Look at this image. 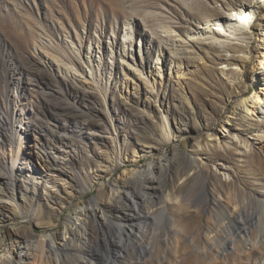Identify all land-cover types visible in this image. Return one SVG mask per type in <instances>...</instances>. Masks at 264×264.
Returning <instances> with one entry per match:
<instances>
[{
  "label": "bare ground",
  "instance_id": "1",
  "mask_svg": "<svg viewBox=\"0 0 264 264\" xmlns=\"http://www.w3.org/2000/svg\"><path fill=\"white\" fill-rule=\"evenodd\" d=\"M222 1L226 12L213 7L209 0H201L196 2L197 6L189 5L187 8L200 21L211 19L217 25L225 26V31L232 33L234 38L223 34L218 27L213 28V33L217 37H227L230 41L207 42L202 38L189 41L186 44L188 53L195 48L209 54L211 64L201 68L203 70L196 75L188 62L189 65L185 63L179 66L178 76L167 77L166 82L175 88L177 94L179 119L185 124L177 122L171 116L155 128L150 139L139 138L135 142L125 139L123 143L121 130L114 123V118L109 122H104L101 118L100 121L94 119L83 123L75 115H68L63 107H58L53 112L38 107L35 116L29 117L32 120L24 124L26 117L18 120L20 110L17 104L12 106L10 101L0 103V109L9 115L14 124L10 135L7 132L0 133V247L5 241L2 230L6 225L11 226L8 230L11 244L0 253V264H70L58 253L60 248L65 244L75 245L76 229L80 224H85L90 215L100 214L106 217L107 210L116 206V199L122 195L120 188L123 189L124 185L134 181L143 185L142 195L145 198L142 201L147 205L145 215L148 218L168 211L178 222L179 228L175 229L177 235L174 240L169 232L162 233L156 229L148 232L145 238L143 230H136L135 236H141L138 241L142 245L145 243L152 248L176 250L177 255L160 260L162 264L174 260L179 264H191L195 261L191 252L194 244L201 245L212 253L208 257V264H244L245 251L264 250V241L260 240L257 233L253 232L254 236L250 238L251 229L246 226L236 227L237 220L252 219L255 216L256 206L264 209V191L257 188L262 186L252 180L236 175L235 164H232L233 154L236 153L231 150L229 142L232 136L230 133L235 132L233 139L237 144L241 140L247 147L251 146L253 153L249 162L256 177L263 180L264 155L256 149L257 143L246 138L242 130H234L232 122L235 118L243 120L246 116L257 115L259 118L260 112L263 113L260 107H264V92L257 90L252 96H248L245 80L250 75L249 64L254 52L253 35L246 26L251 27L256 21L264 26V0ZM164 47L169 49L167 45ZM228 51L232 55L225 53ZM255 58H259L263 65L264 51L255 55ZM218 62L239 65L242 73L231 70L227 74L230 79L224 81L217 75ZM34 64L37 68L41 65L46 67L36 59ZM32 74L38 76L40 73L35 70ZM72 75L76 77V74ZM47 77L48 75L43 76L44 79ZM163 81L164 79L158 92L148 83L145 88L146 98L137 99L133 105L132 111L141 120H146L144 112L155 109L152 97H161L162 106L164 105L166 95L161 91ZM64 82H68L67 79ZM137 86L133 80H126V90L133 88L136 91ZM77 88V93H81L83 98L90 96L85 87ZM14 94L16 100L21 97L18 85ZM128 95L129 98H134L135 93L129 90ZM165 109L171 114L168 108ZM185 110L201 126L195 134L183 116ZM56 119L60 123L54 129L50 126V121ZM17 123L21 125L19 128L15 127ZM259 125L264 126V120L258 122ZM71 130L77 134L84 133L94 140V143L90 140L85 143L86 152L93 153L92 158L89 155L86 160L74 158L75 151L82 147L79 142L77 144L78 140L71 141L66 136ZM103 133H109L110 138L103 136ZM183 136H192L196 144L190 149L184 148L176 142L178 137ZM147 143L150 145L146 146ZM94 144H100L104 150H96ZM170 145L173 146L174 159H166L159 167V160L152 159L151 156H156L159 151L165 156ZM144 156L149 157L146 164H137L133 169L124 168L123 175L119 179H113L114 183L108 188L104 175L112 174L126 163H138ZM173 167L176 168L175 173L168 174L169 168ZM156 168L169 178L166 188L156 176ZM6 169L8 172L4 173ZM2 172L7 175V185L2 182L5 177ZM197 185L208 188L209 196L205 197L198 191L197 196L186 197V191ZM261 185L264 187V182ZM95 187L99 188L98 195L92 199V204L85 203L84 194ZM126 191L130 192L128 188ZM153 192L163 194L164 200L152 201L150 194ZM76 197H80L82 201L70 207V214L61 226L59 235L36 232L34 228L43 224L41 221L45 209L52 218H60L65 207L70 206ZM138 202L135 200L133 206L138 208ZM205 211L208 213L204 219ZM125 227L122 223L121 244L124 241L122 231ZM26 246H33L34 249ZM77 248L83 258L76 264L97 262L94 258L86 259L85 248ZM133 250L136 251V248ZM130 253L132 255L135 252L131 250ZM105 257L104 264L110 260V253H106Z\"/></svg>",
  "mask_w": 264,
  "mask_h": 264
},
{
  "label": "rangeland",
  "instance_id": "2",
  "mask_svg": "<svg viewBox=\"0 0 264 264\" xmlns=\"http://www.w3.org/2000/svg\"><path fill=\"white\" fill-rule=\"evenodd\" d=\"M209 1L213 7L226 12L222 0ZM196 2L201 0H0V103L10 101L12 106L17 104L20 110L18 120L26 117L24 124L32 120L29 117L35 116L38 107L48 112L63 107L68 115H75L78 121L81 120L80 122L83 123L94 119L100 121L101 118L104 122H109L114 118V123L121 130L123 143L125 139L133 142L139 138L150 139L154 135L155 128L163 120H169L171 116L177 122L185 124L179 119L177 94L175 88L166 82L167 77L172 75L175 78L179 66L185 63L189 65L188 62L196 75L203 70L201 68L211 64L209 54L195 48L193 52L188 53L186 44L189 41L200 38L207 42L230 41L227 37H217L213 33V28L218 27L222 29L223 34L234 38L232 33L225 31V26L217 25L215 20L200 21L191 15L187 8L189 5L197 6ZM252 25L246 26L253 35L254 45L252 54L254 57L252 56L249 64L250 75L248 80H245L248 96H252L257 90L264 92V64L262 65L259 58H255V55L264 51V26L259 21ZM164 45L169 49H165ZM225 53L232 55L229 51ZM35 59L46 67L34 66ZM216 67L217 75L224 81L230 79L227 74L231 70L242 73V67L239 65L218 62ZM35 70L40 73L38 76H33L32 72ZM72 73L76 74V77ZM44 75H48L47 79L43 78ZM127 78L138 84L136 91L133 88L129 89L135 93L134 98L131 96L129 98V90L125 88ZM64 79L68 82H64ZM163 79L161 91L166 95L164 105L162 106L161 97L158 99L152 97L151 101L155 109L144 112L146 120H141L132 111L133 105L137 99L146 98L145 88L148 83L151 88H155V92H158ZM17 85L21 97L16 100L14 89ZM77 86L79 89L85 87L90 92V96L83 98L81 93H77L79 91ZM165 108H168L171 114ZM260 110L263 113L260 112L259 118L257 115V117L246 116L243 120L235 118L232 123L234 130H242L246 138L257 143L256 149L264 155V126H258V122L264 120V107H260ZM187 113L188 111L185 110L183 116L195 134L201 126ZM0 121V133L7 132L10 135L14 124L3 109H0ZM58 123L60 122L57 119L51 120L50 126L57 129ZM20 126V123L15 124L16 128ZM234 133H230L232 136L229 142L231 150L236 153L232 158L236 175L252 180L258 186H262L257 188L264 191L261 185L264 182V175L263 180H259L249 162L253 153L251 146L247 147L241 140L237 144L233 139ZM102 135L110 136L109 133ZM66 136L71 141L78 140L77 144L80 143L82 147L75 151L74 158L86 160L87 155L93 157V153H88L85 149L86 141L90 140L94 143L92 138L72 130ZM191 137H178L176 142L190 149L196 144ZM149 145L150 143L146 144ZM93 146L98 151L104 150L100 144ZM173 155V146L170 145L165 156L159 151L151 158L159 160L160 167L166 159L173 160ZM148 161L149 157L144 156L138 163H126L112 174L104 175L106 185L110 188L114 183L113 179H119L123 175L124 168L133 169L137 164L144 165ZM169 170L168 174L172 175L176 168ZM3 172L8 171L6 169ZM4 173L2 182L7 185V175ZM231 174L233 175V172ZM156 176L162 180L166 188L169 178L161 173L159 168H156ZM132 183L124 185V188L126 186L124 190L120 188L122 195L116 199V206L107 210L106 217L93 214L85 220V224H80L76 229L75 245L65 244L58 251L63 260H67L70 264L82 260L83 257L77 246L85 248L86 259L94 258L97 261L94 264H104L106 253H110L111 257L106 264H162L160 260H166L170 255L174 257L175 254L177 255L176 250L152 248L138 241L141 236L138 238L135 236L137 231L143 230L142 233L146 238L148 232L156 229L162 233L169 232L174 240L178 222L168 211L159 213L157 217L148 218L145 215L147 205L142 201L145 198L142 195L143 185L137 181ZM127 188L132 194L126 191ZM198 191L205 197L209 196L208 188L199 185L188 189L185 195L192 198L197 196ZM98 193L99 188L95 187L84 194L83 201L92 204V199ZM161 193L150 194L152 201L164 200V195ZM133 199L139 201L138 208L133 206L135 201ZM80 200V197L74 198L75 203L72 201L70 206L65 207L61 217L57 219L52 218L45 209L41 221L43 224L34 228L36 232L59 235L61 226L70 214V207L80 203L82 201ZM207 213L208 211L204 212V219ZM122 223L126 227L122 231L124 241L121 244ZM238 226L251 229L250 238L255 232L260 240L264 241V209L256 206L255 216L252 219L237 220L236 227ZM10 228L11 226L6 225L2 230L5 241L0 247V253L11 244L8 235ZM26 247L34 249L33 246ZM135 248L136 251L133 250ZM191 249L195 260L191 264L209 263L208 257L212 256V253L208 249L196 244ZM131 250L135 252L132 255ZM244 253L243 256L246 257L244 264H264V250H248ZM179 263L174 260L163 264Z\"/></svg>",
  "mask_w": 264,
  "mask_h": 264
}]
</instances>
